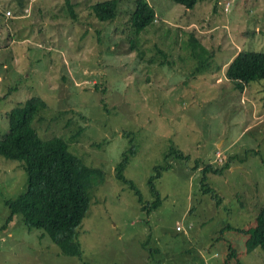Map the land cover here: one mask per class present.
Returning <instances> with one entry per match:
<instances>
[{
    "label": "rangeland",
    "instance_id": "1",
    "mask_svg": "<svg viewBox=\"0 0 264 264\" xmlns=\"http://www.w3.org/2000/svg\"><path fill=\"white\" fill-rule=\"evenodd\" d=\"M103 1L24 0L16 15L20 0H0V134L8 111L38 97L47 105L33 123L39 135L64 137L104 174L79 227L83 257L68 256L21 214L6 224V200L25 190L27 174L0 155V264H224L229 256L237 264L235 255L264 264L262 250L240 253L246 235L226 228L248 227L264 205L262 81L240 93L225 76L239 51L264 52V0L193 9L146 0L156 16L139 34L129 23L135 0H117L114 19L100 21L91 6ZM129 137L135 153L123 175L141 200L116 179ZM171 146L188 158L163 162ZM162 163L171 169L156 179L160 203L148 209V180ZM208 163L228 168L202 183Z\"/></svg>",
    "mask_w": 264,
    "mask_h": 264
},
{
    "label": "trees",
    "instance_id": "2",
    "mask_svg": "<svg viewBox=\"0 0 264 264\" xmlns=\"http://www.w3.org/2000/svg\"><path fill=\"white\" fill-rule=\"evenodd\" d=\"M23 1L20 0L21 6L16 11V15L23 14L25 8ZM171 1L186 9H193L197 2L202 0ZM68 8L72 17L77 16L70 4H68ZM116 9L117 0L98 2L91 6L93 14L100 21L114 19ZM155 16L154 9L146 0H135V7L129 19L134 33L139 34L155 20ZM191 40L196 47L203 51L204 47L196 39ZM136 44L133 41L132 46ZM225 76L240 93L250 83L262 81V99L264 100V52L239 51L228 63ZM46 110L47 105L42 99L32 97L6 114L9 128L0 134V155L7 159L20 161L27 174L25 190L15 198L6 200V205L11 210L6 224L11 222L15 214H21L22 220L28 228L42 229L59 247L62 254L82 258L84 251L79 239V227L91 206V191L104 183V174L100 169L89 166L86 160L75 152L70 151L69 143L64 137L44 138L39 135L33 123ZM79 133L80 131L73 137H77ZM126 133L130 135V132ZM128 141L129 147L122 152L121 159L115 167L116 179L124 184H129L141 200L139 191L123 175L129 155L135 153L133 138L129 137ZM171 154L181 160L188 158L181 150L171 146L164 154L163 162ZM227 168L228 163L219 169L208 163L200 170L202 183H205L208 173L221 175ZM170 169L171 163H165V165L162 163L154 168L155 175L148 180L154 199L149 203L148 209L158 207L160 197L155 187V181L161 172ZM226 228L246 235L245 249L240 253L248 254L256 248L264 253V205L256 213L248 227L233 228L227 225ZM230 248L232 247L230 246ZM229 258L224 264H229ZM235 258L236 263L240 264L237 259L238 255H235Z\"/></svg>",
    "mask_w": 264,
    "mask_h": 264
},
{
    "label": "built area",
    "instance_id": "3",
    "mask_svg": "<svg viewBox=\"0 0 264 264\" xmlns=\"http://www.w3.org/2000/svg\"><path fill=\"white\" fill-rule=\"evenodd\" d=\"M226 10H228V7H226ZM8 14H11L10 12H8ZM220 154V153H219ZM175 228L176 229H180L181 228V224L179 222L175 223Z\"/></svg>",
    "mask_w": 264,
    "mask_h": 264
},
{
    "label": "crops",
    "instance_id": "4",
    "mask_svg": "<svg viewBox=\"0 0 264 264\" xmlns=\"http://www.w3.org/2000/svg\"><path fill=\"white\" fill-rule=\"evenodd\" d=\"M231 61V60H230ZM228 65V64H227ZM226 70H227V66H226ZM226 70H225V72H226Z\"/></svg>",
    "mask_w": 264,
    "mask_h": 264
}]
</instances>
